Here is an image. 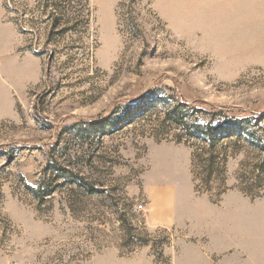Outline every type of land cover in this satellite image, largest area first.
I'll use <instances>...</instances> for the list:
<instances>
[{"label":"rangeland","instance_id":"1","mask_svg":"<svg viewBox=\"0 0 264 264\" xmlns=\"http://www.w3.org/2000/svg\"><path fill=\"white\" fill-rule=\"evenodd\" d=\"M68 1L1 0L0 264H264V0Z\"/></svg>","mask_w":264,"mask_h":264},{"label":"trees","instance_id":"2","mask_svg":"<svg viewBox=\"0 0 264 264\" xmlns=\"http://www.w3.org/2000/svg\"><path fill=\"white\" fill-rule=\"evenodd\" d=\"M69 3L70 1L64 0V4H67L69 6ZM184 107L177 106L175 112L173 114H170L169 117H171L173 122L184 127V129H187L188 127L186 126L183 120V115L181 113V110L184 109ZM198 130L199 133L188 132L191 134L190 137H196L200 139L201 142H203L211 151H216L222 140L230 138L232 136L228 128H225L222 124L218 126H214L213 121H210L206 126H199ZM199 151L196 152L193 156L192 166H193V170L197 171V176L200 180L198 186L199 187L202 186L201 188L204 191L209 192L212 190V183L215 176V170H214L215 159L213 160V157H208L206 159H203L205 154ZM263 166L264 163L262 164V167ZM28 189L38 198L40 196H43V194L39 192L37 189H33L31 187H29Z\"/></svg>","mask_w":264,"mask_h":264},{"label":"crops","instance_id":"3","mask_svg":"<svg viewBox=\"0 0 264 264\" xmlns=\"http://www.w3.org/2000/svg\"><path fill=\"white\" fill-rule=\"evenodd\" d=\"M3 15H4V11L2 9L1 0H0V29L2 27ZM7 26L10 29V32H12L13 31L12 30V26L9 25V24ZM2 39H3V36L0 34V42L2 41ZM8 43H9L10 47H8V49L5 52H13L14 51V45H15V39H14V36L13 35L8 36ZM3 54H4V49H2L0 47V59L3 58ZM12 68H13V71L12 72L11 71H8V73H13L14 72V66H12ZM5 70H6V66L0 64V74H1V76H4V78L7 77V79H5V80H7L8 82L14 81L15 77L14 76H6ZM17 73H18L17 74V77H18L19 76V63H18V66H17ZM0 92H2V93L5 94V97H3L4 100H2V101H5L6 102V104H3V103L0 102V105L2 104V105H5V106H7V105L8 106H11L10 99H8L9 98V95L11 93L10 90H9V88L6 85L0 83ZM0 107H2V106H0ZM254 247L255 248H258V251H255V253L258 252V254H254L253 257H264V255H259L260 253H263L264 254V241L263 242L256 243V245H254L253 248Z\"/></svg>","mask_w":264,"mask_h":264}]
</instances>
